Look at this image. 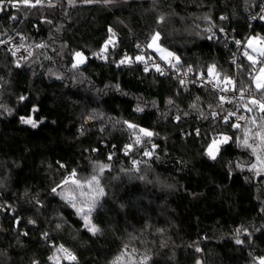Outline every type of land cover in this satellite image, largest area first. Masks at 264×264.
<instances>
[{"label": "trees", "instance_id": "16d2710c", "mask_svg": "<svg viewBox=\"0 0 264 264\" xmlns=\"http://www.w3.org/2000/svg\"><path fill=\"white\" fill-rule=\"evenodd\" d=\"M52 4L0 10V32L21 31L34 49L33 58L17 67L0 48V264H55L54 255L59 264H114L122 253L117 264H142L144 256L146 264H259L264 172L250 170L256 154L237 142L243 131L214 119L220 100L207 87L181 89L172 76L123 67L120 60L158 56L146 45L159 32L160 47L178 56L182 68L207 74L215 65L222 76L255 90L250 74L259 67L246 56L234 65L230 40L264 38V0ZM109 28L115 45L100 62L93 55ZM78 51L87 62L74 68ZM29 115L43 123H21ZM254 116L257 124L247 127L253 132L264 112ZM125 121L152 131L150 142L134 144ZM220 135L232 139L212 160L205 153ZM249 143L256 147L258 141ZM103 164L108 168L101 173ZM73 171L81 182L98 176L104 189L90 216L100 229L95 235L59 194L57 185L64 192ZM237 229L243 231L237 235ZM61 245L75 261L57 252Z\"/></svg>", "mask_w": 264, "mask_h": 264}, {"label": "snow or ice", "instance_id": "6c2138e0", "mask_svg": "<svg viewBox=\"0 0 264 264\" xmlns=\"http://www.w3.org/2000/svg\"><path fill=\"white\" fill-rule=\"evenodd\" d=\"M70 3H74L75 0H69ZM84 3H97L100 2V0H83ZM103 2L105 4L111 3L112 0H103ZM22 3H24L25 5L31 6V7H35L38 4H42L43 0H35V3H32V0H22ZM49 6H54L52 4V0H48ZM5 6V0H0V10L3 9V7ZM14 7H17L18 5H12ZM223 19V18H222ZM161 20H163V17H161ZM109 33L111 34L107 41L105 42L103 48L101 49V51L99 53H94V55L100 56L102 58H106L105 57V53L107 51L108 46L111 45H115V32L109 28ZM160 39V33L156 32L154 33L151 37H150V41L147 43L146 47L147 48H154V50L158 51L161 53V59L165 60L170 67L172 68H176L179 71V67H182L181 62H180V58L178 56H175L174 53L167 51L166 49H163L162 47L159 46V44L157 43ZM241 42L240 41H236V44L239 45ZM255 45V46H254ZM23 45H21L22 47ZM39 47V45H38ZM138 48H140V45H137ZM246 48L251 49V51L253 53H257L258 56L260 57H264V38H259V37H252L249 38L247 43H246ZM18 50V49H17ZM13 55H15V52H13ZM243 55L246 56L248 58V60L251 62V66L255 67L258 63V60L256 58V56L251 55L247 50L243 52ZM75 56L78 58V62L79 63H83L86 59V57L84 56V54L82 52H76ZM135 61L138 62H143L145 63V68L144 71L147 72L149 71V66L148 63L145 59L144 55H138L135 58ZM149 59H151L149 57ZM132 60L131 57H128L127 55H125V57L123 59L120 60V64H125L128 63ZM175 61V63H172V61ZM262 66L259 67L258 69H256V74L251 75V82L255 85V91L258 92L260 94L259 98H256L255 96L251 95V88L248 87H239L237 88L235 86L234 81L232 80L231 77L229 76H224L223 80L221 81L219 79V74L216 73V66L215 65H211L208 67L207 69V74L209 79L206 81L207 83H212L213 88H217L220 87V84L222 83L224 86L220 87V91L221 92H228V91H233V92H239V101H243L245 94L248 93L249 94V99L246 103L242 104V107L244 108L245 111L247 112H253V111H259V112H264V62H261ZM17 66H19V63L17 64ZM73 67H77V64H73ZM152 67L155 68V71L160 73L161 75L164 74V69L158 64L153 62L152 63ZM193 71V69L191 67H188L186 69V71L183 73V75L185 77H187L188 73H191ZM177 79H179V82L182 86H184L186 84V80L180 78L179 75H177ZM199 79L203 80L204 79V75L203 73L200 75ZM213 80L216 81V83H213ZM193 83H195V81H192ZM21 100H24L25 97H21ZM199 98L197 97V100ZM219 100L221 102V106L223 103L227 102V103H233V100L221 95L219 97ZM169 103L171 104L172 101L170 100ZM191 107L195 108L196 105L193 104ZM38 109H36L35 107L32 109V112L35 113L37 112ZM136 111H143V109L139 106H137ZM201 115H203V113H201ZM213 117H215L217 115V113H212ZM236 115L235 112H228L227 115L223 116L222 119L225 123L229 122V118ZM177 120L180 119V116L176 117ZM246 117L243 115H240L237 117V122L232 124L233 128L236 129H240L241 125L239 123V121L241 120H245ZM260 120L262 121V123L259 125V130L257 131H252L251 128H245L243 129V136L242 137H237V142L239 143L240 146L242 147H246L252 150V152L254 154H256V163L251 164L250 170L254 171L257 175H260L262 172H264V148L261 149V151L259 153H257V148H260L261 146H264V117H260ZM20 121L23 124H28L31 125V127L36 128L38 126L39 123H43V121H37L33 118V116L29 115L27 117H20ZM127 127L131 130H133V134L135 135V140H134V144L139 145L141 143L142 138H149L148 142H150V138L154 135V133L148 129L145 128H140L138 125L132 124L128 121L124 122ZM250 125H256L257 124V120L256 119H251L249 121ZM197 135H199V130H197ZM232 138L227 136V135H220L219 137H213L211 139V142L209 143L207 150H206V155L212 159L215 160L216 156L219 152V147L222 144H226L228 143ZM252 140L254 143H257L256 147H253V143H249V140ZM133 145L129 144V145H125L124 147V152L125 154H128L129 151H131ZM155 147V145H153V148ZM145 156H151L152 152L150 151H145L144 152ZM109 159H111V155L109 156ZM138 162L133 160V165L135 166ZM238 167H242V165H237ZM61 167H63V165H61ZM106 168H108L107 164H103L99 166V171L102 173ZM76 176V172L73 171L70 175V177L66 178L63 182V184H74L76 185V187L78 189H80V196L81 197H85V193L83 191L85 184H87L90 188L93 189V192L95 193L94 195L92 194H88L86 196L85 199H82L80 201L77 200L76 195L74 194H65L63 192V185H57V187L61 188L62 191L61 194L62 198L66 200L67 203H69L75 210L76 213L78 215L81 216V218L84 221V226L88 229V231L92 232L94 235L100 231V229H98L95 225H93L91 223L90 220V216L91 213L93 211V209L96 207V204L98 202V197L105 195L104 189L103 187L100 186V181L98 179V176L93 175L91 177L90 180L81 182L80 180L74 179ZM142 178V177H141ZM57 187L52 188V192L56 193L57 192ZM78 203L81 206H78ZM57 229H59L61 227L60 224L56 225ZM237 235H239V233L241 231H243L242 229H237ZM47 234H45L46 236ZM236 243L237 244H241L243 243V241H241L239 238L236 239ZM127 247V246H125ZM197 251H199V249H197ZM57 252L58 253H62L63 254V258L64 259H68L71 261H75L76 257L75 255H73L68 249L64 248L63 245L59 246V248H57ZM124 253L121 254V256L116 257V261H114V264H117V262L121 261L123 259ZM60 256L54 255L52 257H49L50 260L55 261V264H59V260H60ZM149 259V257L144 256L143 260H142V264H146L147 260ZM259 264H264V258H260L259 259Z\"/></svg>", "mask_w": 264, "mask_h": 264}, {"label": "built area", "instance_id": "2783aa9c", "mask_svg": "<svg viewBox=\"0 0 264 264\" xmlns=\"http://www.w3.org/2000/svg\"><path fill=\"white\" fill-rule=\"evenodd\" d=\"M43 1H45V0H43ZM32 3H35V0H32ZM12 5H18V6L14 7ZM27 7H31V6L25 5L24 3H22V0H5V6L1 10V13L18 12V11H21L23 8H27ZM263 11H264V8L262 9V12ZM224 34L227 36L226 31H224ZM230 42L232 44H234V47L236 50L234 57L232 58V63L234 65H237V62H239L240 59L244 56L243 52L246 49V44L242 41H240L241 43L239 45L236 44V41L230 40ZM21 45H23V46L21 47ZM1 47L5 48L6 52L13 58L16 66L19 63V66H17V67H22L26 62H28L34 56V49L29 45L26 36L21 31H15V32L7 35V36H4V33L0 32V48ZM113 47L114 46L111 44L108 46L107 51L105 53L106 58H102V57L97 56V55H93V58H95L97 61H100V62H106L108 59L107 52H108V50L112 49ZM13 52H15V55H13ZM149 57L151 59H149ZM256 58L258 60V63L255 66V68L261 67V65H262L261 62H264L263 57H260L257 55ZM145 59L148 63L149 71H152V70L155 71V68L152 67L153 62L158 63L164 69V74L162 76H172L177 81V84L181 89H187L191 86L207 87L211 92L215 93L218 97H220L221 95H224V96L232 99L233 103L225 102L222 104V106H221V102H220L219 108L215 112V113H217V115L214 117V119L220 120L223 124H228V125L232 126L233 123L237 122V117L240 115H243L246 117V119L239 121L241 128L237 129L239 131H243V129L247 128L248 125L250 124L249 121L251 119H255L254 111L253 112H247L242 107V104L246 103L249 99L248 93L245 94L243 101H239V92H233V91L221 92L220 87L224 86L222 83L220 84V87H217V88H213L212 83H207L206 81L209 79L208 74L203 73L204 79L201 80V79H199V77L202 73L196 72L195 69L192 68L193 71L191 73H188L187 77H185L183 75V73L186 71V69L179 67V71H178L176 68L170 67L169 64L165 60L160 58V56L149 54L148 56H145ZM172 63H175V61L173 60ZM120 65L123 67L138 66L143 70L145 68V63L135 61L134 58H132V60L130 62L125 63V64H120ZM237 70H240L239 66L237 67ZM216 73H218V72H216ZM177 75H179L180 78L186 80V84L184 86H182L180 84L179 79H177ZM223 77L224 76L219 74V79L221 81L223 80ZM232 80L234 81L235 86L237 88H239L240 86H239V83L237 82V80H235L233 78H232ZM192 81H195V83H193ZM213 83H216V81L213 80ZM251 95L255 96L256 98H259V96H260V94L253 89H251ZM228 112H235L236 115L230 117L229 122L225 123L223 121L222 117L227 115ZM215 137H218V136H215ZM68 177H70V175L66 176V178H68ZM7 208H9L8 204H6L4 206V210H7ZM8 210H9L11 215L15 214V212L12 209H8Z\"/></svg>", "mask_w": 264, "mask_h": 264}, {"label": "rangeland", "instance_id": "374dc122", "mask_svg": "<svg viewBox=\"0 0 264 264\" xmlns=\"http://www.w3.org/2000/svg\"><path fill=\"white\" fill-rule=\"evenodd\" d=\"M252 37H256V36H250L249 38H252ZM248 41V40H247ZM158 43V42H157ZM247 43V42H246ZM159 44V43H158ZM160 46V45H159ZM255 46V45H254ZM149 50H151V51H154V52H156L157 54H158V56H160L161 57V53L160 52H158V51H156V50H154V48H149ZM248 51L251 55H253V56H257L258 54L257 53H253L252 51H251V49H248V48H246L244 51ZM168 51V50H167ZM78 52H81V51H78ZM170 52V51H169ZM84 54V53H83ZM84 56L86 57V55L84 54ZM87 62V57H86V59H85V61L83 62V63H79L78 62V58L75 56V54H74V64H77V66H81V65H84L85 63ZM262 66V65H261ZM254 74H256V70L254 71V73H253V75ZM254 87H255V85H254ZM219 149H220V147H219ZM78 180V179H77ZM84 189H86V190H88V192H86V191H84ZM84 189H83V191H84V193H85V197H81L80 196V189H78L77 187H76V185H74V184H71V183H69L68 185L66 184L65 186H64V193L65 194H74V195H76V197L77 198H79L80 200H82V198H86V196L88 195V194H92V195H94L95 193L93 192V189L92 188H90L87 184H85V187H84ZM81 206V205H80Z\"/></svg>", "mask_w": 264, "mask_h": 264}]
</instances>
